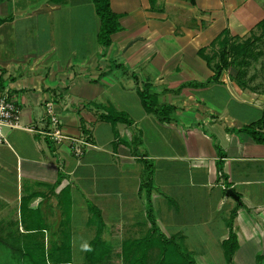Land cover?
Wrapping results in <instances>:
<instances>
[{
	"label": "crops",
	"instance_id": "crops-1",
	"mask_svg": "<svg viewBox=\"0 0 264 264\" xmlns=\"http://www.w3.org/2000/svg\"><path fill=\"white\" fill-rule=\"evenodd\" d=\"M109 1L120 29L104 47L91 0H0V83L22 109V128L0 145L1 222L24 226L22 203L35 210L50 195L70 226L71 264H158L169 255L264 264V143L246 130L262 123L264 134V93L232 88L228 68L212 80L222 35L255 31L264 0ZM82 2L92 7L93 44L59 25ZM51 97L66 136L92 145L80 158L43 133ZM111 111L129 123H112Z\"/></svg>",
	"mask_w": 264,
	"mask_h": 264
},
{
	"label": "trees",
	"instance_id": "trees-1",
	"mask_svg": "<svg viewBox=\"0 0 264 264\" xmlns=\"http://www.w3.org/2000/svg\"><path fill=\"white\" fill-rule=\"evenodd\" d=\"M91 1L95 6V11L100 21L98 41L102 46L107 47L111 44V36L120 29L118 16L111 10L109 0ZM150 1L154 2L155 0ZM188 1L193 5L195 4V0ZM258 27H262L264 29V21H262ZM219 44L221 51L217 55L219 58V63H217L214 67L215 75L212 79L214 81H217L220 78L222 72L227 68L229 69L234 66H237L238 68L243 67L246 63L245 59L249 54V41L247 40L246 42H243V45L230 44V38L227 37V32L222 35ZM231 57H233V60L231 59ZM240 57L241 60H238V58ZM141 98L145 108L150 111L152 108L151 106H153L150 102V96L147 93L143 92L141 93ZM106 118L112 123H129L127 115L121 112L111 111L108 113ZM262 126V123H257L246 127V130L250 132L252 137L260 143H264V134L257 132L256 128H260ZM218 166H221V162L218 163ZM148 173L149 175L146 179L150 180L152 170H149ZM147 183H149L150 185L149 181ZM147 183H144V187H147ZM27 203V200L22 203L21 211L22 224L24 225L26 233H20L24 240V243L22 245V253L26 257V259H28L31 264H40V262L42 264H71L72 256L69 224H67V228L65 227L63 230L64 235H68L65 240H63L61 244H58L56 246L52 245L51 249H46L44 242V233L45 231L49 230L50 226L47 224V221L40 212L41 208H37L35 210L28 209L26 207ZM152 232H156L155 227L152 228ZM234 237L235 236L231 234L229 240L225 243V256L227 261H231L236 250V240ZM95 243H98V241H95L93 245H95ZM168 243L171 247L170 243H173V241L169 240ZM53 244H55V242H53ZM11 246L13 245L11 244ZM170 247H168V250L166 252L170 250ZM163 253L165 254V249L163 250ZM87 259L92 262H100L104 260V258L102 257L89 256V254L87 256ZM166 260L168 261V264H184L181 260L175 261L174 256L171 255H169V258H163L162 260H160L158 264H164L163 262ZM189 264L195 263L191 261Z\"/></svg>",
	"mask_w": 264,
	"mask_h": 264
},
{
	"label": "rangeland",
	"instance_id": "rangeland-1",
	"mask_svg": "<svg viewBox=\"0 0 264 264\" xmlns=\"http://www.w3.org/2000/svg\"><path fill=\"white\" fill-rule=\"evenodd\" d=\"M80 4H81L80 8L79 6H77V11H73L71 15L62 14L61 20L59 21V25L63 26V28H66V30L70 29V36L72 37L80 36L78 34H84V35L86 34L85 36L89 35V44H93L94 26L90 18V16L92 17V7L91 5L86 6V2H82ZM82 6L89 13L88 12L85 13V11H83ZM44 19L45 18H42L41 21L42 28L45 27V23H46ZM59 19L60 18H58V20ZM30 22L28 21L23 26L25 28L32 27V25H30ZM229 38H230V44L243 45L242 43L246 42L247 40L250 43L248 44L249 54L245 59L246 63L244 64V66L242 65L243 67L240 68L234 66L228 69V75H230L228 77H231L228 78L229 85L232 88L238 87L243 90H249L257 93H264V29L262 27H258L255 31L248 33L244 36H236ZM220 51L221 48L218 49V52ZM231 59L233 60V57H231ZM238 60H241V57L238 58ZM149 170H152V168L150 167L146 169L145 175L147 178L149 175L148 173ZM47 197L48 198H45V200L42 201V205L40 206L41 208L40 212L42 213L45 220L47 222H50L49 224H51L50 228L52 233L49 235V239L46 240L47 239L46 238L44 241L46 249L47 248L51 249L52 245L56 246L58 244H61L62 241L65 240V238L68 235L66 236L63 233L64 232L63 230L66 227L65 226L66 224L65 225L63 224V221L65 220L63 210H61L60 208L59 209L55 208L57 204L55 202L50 201L51 198L50 195ZM2 204L3 202L2 200H0V209L2 207ZM0 214H1V210H0ZM6 220L3 219V222H1V215H0V264H31V262L28 259H26V257L22 253L23 251L22 245L24 243V240L20 233L23 232L24 226H20V225L17 226V224L15 223L16 221H14L12 217H9ZM77 229H81L80 223L76 225V230ZM44 234L46 237L47 233ZM53 242H55V244H53ZM11 244L13 246H11ZM77 252L78 251L76 250L75 254ZM74 260L78 261L79 258L74 257ZM40 264L42 263L40 262ZM91 264H95V263H91Z\"/></svg>",
	"mask_w": 264,
	"mask_h": 264
},
{
	"label": "built area",
	"instance_id": "built-area-1",
	"mask_svg": "<svg viewBox=\"0 0 264 264\" xmlns=\"http://www.w3.org/2000/svg\"><path fill=\"white\" fill-rule=\"evenodd\" d=\"M44 108L48 127L43 133L48 136L56 146L68 142L70 150L76 158H80L92 147V145L85 140L73 139L66 136L60 117L55 110V101L53 97L48 98L44 102ZM21 114V107L9 97L8 90L3 88L0 83V145H9L6 134L8 129L22 128Z\"/></svg>",
	"mask_w": 264,
	"mask_h": 264
}]
</instances>
